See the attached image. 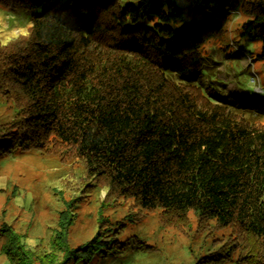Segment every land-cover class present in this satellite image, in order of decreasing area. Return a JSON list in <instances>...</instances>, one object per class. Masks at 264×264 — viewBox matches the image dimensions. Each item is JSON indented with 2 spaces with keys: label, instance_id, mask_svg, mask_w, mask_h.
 Wrapping results in <instances>:
<instances>
[{
  "label": "trees",
  "instance_id": "obj_1",
  "mask_svg": "<svg viewBox=\"0 0 264 264\" xmlns=\"http://www.w3.org/2000/svg\"><path fill=\"white\" fill-rule=\"evenodd\" d=\"M0 7L26 8L32 22L25 36L0 43V95L17 110L0 133L1 152L22 146L80 160L81 180L114 202L131 201L138 218L129 214L130 221L158 210L162 226L178 227L193 212L200 225L230 228L235 245L200 264L230 261L238 246H256L261 257L264 125L167 75L202 71L208 49L239 11L247 19L240 37L261 44L264 62V0H138L124 7L120 0H0ZM77 200L63 204L46 246L26 250L2 226L7 263L84 264L103 246L116 247L119 229H103L102 217L92 240L70 247Z\"/></svg>",
  "mask_w": 264,
  "mask_h": 264
},
{
  "label": "rangeland",
  "instance_id": "obj_2",
  "mask_svg": "<svg viewBox=\"0 0 264 264\" xmlns=\"http://www.w3.org/2000/svg\"><path fill=\"white\" fill-rule=\"evenodd\" d=\"M243 1L249 4L254 0ZM127 3L137 5L138 0H120L122 7ZM246 20L240 11L229 16L224 37L208 49L202 71L184 78L167 76L179 86L200 87L215 103H233L231 112L252 125H264V62L258 58L261 44L240 37ZM31 23L28 9L11 11L0 7V43L25 36ZM16 117L14 104L0 95V133L15 123ZM73 159L62 162L57 155L22 146L10 153L0 151V230L5 226L18 234L26 250L46 246L57 228L63 204L78 199L69 228L71 248L92 240L99 231L100 217L105 220L103 229H119L115 235L117 249L106 250L103 246L84 264H200L210 255L224 256L229 252L235 239L230 228L219 229L213 221L200 225L193 212L178 227L162 226L158 210L141 213V220L130 221L129 214L137 216L131 201L107 199L101 186L81 180L83 165ZM4 242L5 236L0 233V264H8L1 251ZM139 243L151 249L145 250ZM258 250L256 246H238L231 251V260L220 264H264V250L257 258Z\"/></svg>",
  "mask_w": 264,
  "mask_h": 264
}]
</instances>
